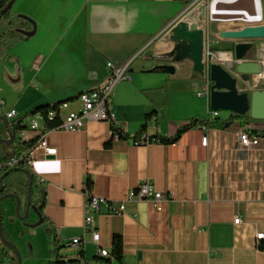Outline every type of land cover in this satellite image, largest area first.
Segmentation results:
<instances>
[{
	"label": "crops",
	"instance_id": "crops-1",
	"mask_svg": "<svg viewBox=\"0 0 264 264\" xmlns=\"http://www.w3.org/2000/svg\"><path fill=\"white\" fill-rule=\"evenodd\" d=\"M188 7L184 0H15L12 13L27 16L25 27L34 34L0 57L4 126L1 117L10 109L17 111L13 119L58 101L69 103L63 114L80 109L79 95L99 87L108 75V61L120 63L135 56L132 79L117 85L110 98L115 120L91 121L75 132L48 131L45 139L56 154L34 151L31 197L38 206L37 188L44 190L43 220L33 210L21 218L14 198L0 202L5 228L25 245L23 264H50L55 259L58 228L61 258L77 255L64 240L83 237V256L90 260L100 248L111 251L119 234L124 264H264V239L256 240L264 233V120L248 115L226 128H192L172 144L134 145L113 139V126L125 133L121 123L134 137L152 111L149 136H172L193 117L214 118L209 94L198 95L208 75L195 71L191 59H176L171 38L172 23L185 16ZM200 8L212 30L264 22V0H207ZM186 18L189 24L196 20ZM210 39L212 52L229 54L234 48L232 40L213 34ZM262 54L264 63L263 49ZM41 55L44 59L37 64ZM246 58L259 56L251 50ZM216 59L228 65L232 56L230 62ZM160 64L174 65L175 73L151 71ZM256 78L244 77L239 88L249 92ZM230 115L220 112L219 117ZM29 123L25 121L23 131L34 132L27 128ZM244 130L262 136L257 146L242 147L239 133ZM87 181L95 195L125 204L122 214L102 207L96 219L98 243L84 229ZM5 182L25 203L29 175L11 172ZM139 182H150L169 197L126 199ZM20 214L25 216V209ZM238 215L241 221L235 223Z\"/></svg>",
	"mask_w": 264,
	"mask_h": 264
},
{
	"label": "water",
	"instance_id": "water-1",
	"mask_svg": "<svg viewBox=\"0 0 264 264\" xmlns=\"http://www.w3.org/2000/svg\"><path fill=\"white\" fill-rule=\"evenodd\" d=\"M15 0L0 10V13L9 9ZM202 8L194 7L187 10V14L181 17L171 25V38L176 43V59H191L195 71H204L208 75V94L210 96V105L214 111H228L230 114L249 115L256 120H264V88L254 87L249 92L242 91L239 88L240 83H245L244 77L254 76L264 72V63L262 62V49H256V40H264V22L253 25H234L215 27L213 30L205 19L202 18ZM186 15L195 17V22L189 24ZM213 34L222 39L234 41V48L230 51L232 60L228 65H224L215 58L216 52L208 49V39ZM254 50L259 58L247 59L246 55L249 51ZM207 61L210 65L207 69ZM163 70L169 73H175L176 68L172 64H160L151 71ZM234 70V71H232ZM235 72V73H234ZM203 86L201 85L199 89ZM5 122V130L9 137L0 139V142L11 145L14 141L13 134L9 128V122L6 117H1ZM12 171V170H10ZM0 177V185L5 181L7 175ZM30 177L28 187V196L26 202L22 200L18 193H11V197L16 200V210L21 218H28L30 210L39 213V207L33 203L32 187L33 177ZM6 196L0 198V201ZM25 209V216H21L20 210ZM0 239L4 243H8L4 239L3 228L0 224ZM9 244H11L9 242ZM21 264V257L18 258Z\"/></svg>",
	"mask_w": 264,
	"mask_h": 264
},
{
	"label": "built area",
	"instance_id": "built-area-1",
	"mask_svg": "<svg viewBox=\"0 0 264 264\" xmlns=\"http://www.w3.org/2000/svg\"><path fill=\"white\" fill-rule=\"evenodd\" d=\"M207 0H189V7L188 9H192L194 7H201L205 5ZM178 20V19H177ZM176 20V21H177ZM212 43V40L208 39V48L209 44ZM224 53L218 52L215 55V58L217 54ZM139 54V53H138ZM137 54V55H138ZM135 56L132 58H129L123 62L120 63H114L112 61L107 62V68H108V75L104 79L102 83L99 85V94H96L94 97H78V101L81 104V107H85V115H75V110H69L65 114H63V110H65L68 106V102L63 103V107L59 109V114L61 116V123L54 127L51 130H63L68 132H75L78 130H81L86 127V125L91 121H107L108 122V114L110 112H116L110 103V98L112 95V92L116 88L117 85L120 83L131 80V72L130 67L134 60ZM44 59V56H39L37 58V64L40 63ZM220 62V60H217ZM209 61H207V69L209 68ZM256 80L253 81L254 87L264 86V72L261 74H256ZM252 84V83H251ZM198 95L200 97L208 96V85L205 87L203 86L198 91ZM1 103L4 104L3 100H0ZM17 115L16 109H10L6 112V118L10 121ZM56 115L55 111H49V117H54ZM212 117H217L220 115L219 111H211ZM118 116V115H117ZM25 121L31 122V125H34V132H27L23 131L21 132V136L24 140H28L32 137L39 135L38 142L29 149L24 155H27V164L31 168L34 163V151L37 149H42L44 154L46 156L54 155L56 154V149L49 146L46 141V132H44L45 129V117L43 114L38 115L36 117H27ZM118 123H121L118 120ZM121 128H125V133H127L126 127L121 123ZM205 128V127H203ZM260 134H251L247 131H241L239 133V140L242 145V147L245 148H252L259 144L261 139ZM113 139L115 141H122L124 139H121L120 135L113 134ZM134 145H144L149 142V138H147L146 135H143L139 139H129ZM127 141V140H126ZM208 143V137L205 136L202 140V144L206 146ZM24 155L20 157H13L10 161V165L14 166L18 163V158H24ZM44 179H41L40 182H44ZM169 197V194H166L163 191H159L156 189V187L150 183V182H139L137 187L135 189H132L127 194L126 199H137V200H154V201H161ZM104 205H107L108 207V213L110 214H122L125 210V204L124 202L120 203H110L106 201L104 198L95 195L91 188H88L86 185V200L84 203V229L87 233H90L93 241L98 243L100 240V233L97 227V216L101 213L102 207ZM241 221V215H238L235 219V223H239ZM58 236L57 238L62 239L61 236V230L60 228L57 229ZM264 239V233H258L256 240L258 243L261 242V240ZM66 245L74 247L77 249V255L75 256V262L69 261V259L64 258V264H83L82 259L83 256L81 254V251L83 250V237H74L72 239H68L67 241L64 240ZM98 254L103 257H109L112 260H114V257L112 256V252H107L106 248H100L98 250ZM0 264H5L1 258H0Z\"/></svg>",
	"mask_w": 264,
	"mask_h": 264
},
{
	"label": "trees",
	"instance_id": "trees-1",
	"mask_svg": "<svg viewBox=\"0 0 264 264\" xmlns=\"http://www.w3.org/2000/svg\"><path fill=\"white\" fill-rule=\"evenodd\" d=\"M9 1L11 0H0V10L6 7ZM27 18L28 17L25 15H17V16L14 15L12 13V6L6 11L0 13V57L5 55L9 47L13 46L16 43L26 41L33 36L34 30H29L25 27V21L27 20ZM65 102L67 101H58L54 103L38 105L34 107L31 110V112L21 115L10 121L8 120L9 128L11 133L13 134L14 141L9 146L5 143L0 142V149L2 150L1 151L2 155L0 157V177L3 174H6L7 172H9L10 174L11 172L23 171L26 172L29 176L33 177V186H34L35 178L34 175L32 174L31 168L27 164V159H26L27 155L24 154L38 142L40 137L38 135L28 140H24L22 138L21 132L26 128L25 120L28 116L35 115L37 113L43 114L45 117L44 132L49 131L50 129L57 127L61 123V116L59 114V109H60V105H62ZM49 111H55L56 115L52 118L49 117ZM154 113L155 111L148 112L146 114L144 121L142 122L138 132L134 137H130L128 133H124L121 129H118L115 126H113V134L120 135L121 139L124 140H129L131 138L139 139L143 135H146L150 141H158L164 144H172L180 140L182 135L192 128H196V127L226 128L229 127L238 119L249 117L248 115L242 116L235 113L231 114L229 117L225 119H221V117L219 116L214 117L213 119L210 117L207 118L193 117L190 119L188 123L182 125L177 130V132L172 136H167L162 134L149 136L147 134L148 124L152 120ZM7 148L11 149L10 153L7 152V150H4ZM22 155H24V158H18V163L16 165L14 166L10 165V161L13 157H20ZM9 174L7 175V177L9 176ZM86 185L88 188H91L92 185L91 181H87ZM11 193H14L12 186L4 181L0 185V198L3 196H6V198L11 197L10 195ZM37 197H38L37 199L38 207L40 213L43 215V208L45 206V192L43 189L37 188ZM4 217H5V211L0 207V224L2 225L3 228L4 239L8 241V243H4L2 241L4 246L3 252L6 256H8L9 253L6 248H9L14 254V256H10V259L12 262H14L15 259L19 257V253L16 249V246L12 242L10 235L6 232V230L3 227ZM9 242L11 244H9ZM54 242H55V250H54L55 259L52 262H50V264H64V258H61L59 254L61 246L59 245L57 237ZM110 252H112V256L114 257V260H112L109 257H103L99 254L90 260H86L83 256V250H82L81 251V254L83 256L82 263L83 264H124L123 263L124 249H123V240L121 235L117 234L114 236L113 246ZM69 261L75 262L76 260L69 259Z\"/></svg>",
	"mask_w": 264,
	"mask_h": 264
},
{
	"label": "rangeland",
	"instance_id": "rangeland-1",
	"mask_svg": "<svg viewBox=\"0 0 264 264\" xmlns=\"http://www.w3.org/2000/svg\"><path fill=\"white\" fill-rule=\"evenodd\" d=\"M185 1V3H186V6H187V3H188V1L189 0H184ZM255 43H256V49H263L264 50V40H256L255 41ZM214 51H216V50H214ZM213 51V52H214ZM262 88V87H261ZM221 112H223V113H226V112H228V111H221ZM27 128H29V127H27ZM7 135V132H6V130H5V126H4V124L3 123H1L0 122V139H4L5 138V136ZM7 152H11V149H9V148H7ZM8 198H11V197H8ZM5 199H7V198H5ZM4 200V199H3ZM3 227H4V229L6 230V232L10 235V233L7 231V229L5 228V226H4V222H3ZM10 237H11V235H10ZM11 240H12V242L14 243V245L16 246V249H17V251H18V253H19V255H20V257H21V264H23V261H24V255L22 254V249H25V245L22 243V241L19 239V238H16L15 239V241L12 239V237H11ZM18 244V245H17ZM29 244V243H28ZM19 246V247H18ZM3 248H4V246H3V243H2V241H1V239H0V258H1V260L5 263V264H18L19 263V261H18V258H16L15 259V261L14 262H12L11 261V259H10V256H14V254H13V252L9 249V248H6L7 249V251H8V253H9V255L8 256H6L5 254H4V252H3Z\"/></svg>",
	"mask_w": 264,
	"mask_h": 264
},
{
	"label": "bare ground",
	"instance_id": "bare-ground-1",
	"mask_svg": "<svg viewBox=\"0 0 264 264\" xmlns=\"http://www.w3.org/2000/svg\"><path fill=\"white\" fill-rule=\"evenodd\" d=\"M217 56L220 58V59H226V58H229V62L231 60V54H217ZM96 94H99V87L93 89V90H89V91H85L83 93H81L79 95V97H94ZM63 107V104L60 105V108ZM38 115H41V114H35V115H32V117H36ZM75 115H85V107H81L80 109H77L75 110ZM116 118V114L115 112H110V114H108V121H113L115 120ZM29 127L30 130L34 131V125H31V122L29 123V125L27 126ZM107 252H110L109 250H107Z\"/></svg>",
	"mask_w": 264,
	"mask_h": 264
},
{
	"label": "flooded vegetation",
	"instance_id": "flooded-vegetation-1",
	"mask_svg": "<svg viewBox=\"0 0 264 264\" xmlns=\"http://www.w3.org/2000/svg\"><path fill=\"white\" fill-rule=\"evenodd\" d=\"M254 44H256L255 41H254Z\"/></svg>",
	"mask_w": 264,
	"mask_h": 264
}]
</instances>
